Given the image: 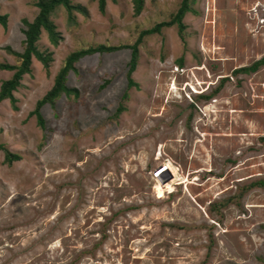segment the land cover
Masks as SVG:
<instances>
[{"label": "rangeland", "instance_id": "rangeland-1", "mask_svg": "<svg viewBox=\"0 0 264 264\" xmlns=\"http://www.w3.org/2000/svg\"><path fill=\"white\" fill-rule=\"evenodd\" d=\"M37 1L0 0V63H21ZM71 3L50 15L57 45L37 42L48 67L33 57L0 103V144L21 156L0 149V264H264V65L234 73L264 57V0H195L184 31L143 37L131 88L128 46L182 0ZM99 45L118 49L77 61V93L40 126L67 57Z\"/></svg>", "mask_w": 264, "mask_h": 264}, {"label": "trees", "instance_id": "trees-1", "mask_svg": "<svg viewBox=\"0 0 264 264\" xmlns=\"http://www.w3.org/2000/svg\"><path fill=\"white\" fill-rule=\"evenodd\" d=\"M144 0H133L134 10L136 14H140L143 8ZM106 0H99L100 9L103 10L105 8ZM195 3V0H182V3L177 10V12L171 16L169 21L161 22L155 25L153 28L144 30L140 33L138 40L131 46H128L132 49V58L129 64L128 75V88L133 86H138V84L132 79V73L135 71L137 67L138 55H139V45L142 42L143 37L146 35H150L156 32H160L163 27L171 26L177 24L179 27V31L182 32L185 29V25L183 23V17L188 13L192 12V5ZM36 6L39 8V13L37 17L33 21H28L26 19L23 20V23L27 27L24 31L26 39H25V47L22 53L14 52L17 55L21 63L19 65H13L9 63H0V70H11L14 71L13 76L2 82L0 86V103L6 99H9L13 104L16 102L13 92L17 90V88L21 85V81L25 74L30 72L31 63L33 57H36L40 60L44 66L48 67V63L50 61V55H45L38 49L37 42L40 38L42 29H44L54 45H57L59 35L55 31L56 28L52 21L50 20V15L53 11L59 7L63 6L68 12V16L73 15V9L78 8L71 3V0H38L36 2ZM72 17V16H71ZM7 16L0 13V24L6 26ZM117 47H107L105 45H99L96 47H90L88 49H82L70 54L67 59L65 65L60 69L58 73H56L55 81L53 87L47 92V94L37 102L36 109L32 112L35 114L38 119V123L40 126L44 125V120L41 115L40 109L43 105L49 103L54 105L56 100L65 94L66 96L71 93H77L76 89L69 88L66 85L68 73L71 70H75L74 64L79 61L82 57L86 55H92L94 53H104V52H112L117 50ZM264 65V57L256 62H254L250 66H245L234 70V73H252L259 70V68ZM128 93L126 92L123 96V101L128 99ZM208 98V97H206ZM125 106L123 103L117 109V114L125 111ZM0 149L5 152V159L7 162L12 163L15 160L21 159V156L17 153H12L9 151L3 144H0ZM258 184L264 186V179L260 180Z\"/></svg>", "mask_w": 264, "mask_h": 264}, {"label": "bare ground", "instance_id": "bare-ground-1", "mask_svg": "<svg viewBox=\"0 0 264 264\" xmlns=\"http://www.w3.org/2000/svg\"><path fill=\"white\" fill-rule=\"evenodd\" d=\"M259 5V4H258ZM255 8V7H254ZM176 89V87L173 85V87H172V90H175ZM173 175V174H172ZM159 184H160V187H161V189L159 188V190H163V185L159 182ZM168 187H170V186H168Z\"/></svg>", "mask_w": 264, "mask_h": 264}]
</instances>
